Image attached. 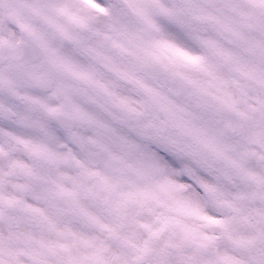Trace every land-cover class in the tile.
<instances>
[{"label":"snow or ice","instance_id":"1","mask_svg":"<svg viewBox=\"0 0 264 264\" xmlns=\"http://www.w3.org/2000/svg\"><path fill=\"white\" fill-rule=\"evenodd\" d=\"M0 264H264V0H0Z\"/></svg>","mask_w":264,"mask_h":264}]
</instances>
